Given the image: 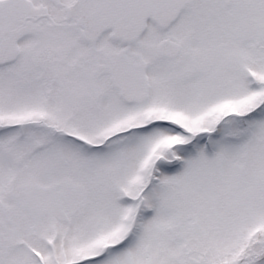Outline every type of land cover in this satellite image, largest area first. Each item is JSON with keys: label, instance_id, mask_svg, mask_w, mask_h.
Wrapping results in <instances>:
<instances>
[{"label": "snow or ice", "instance_id": "snow-or-ice-1", "mask_svg": "<svg viewBox=\"0 0 264 264\" xmlns=\"http://www.w3.org/2000/svg\"><path fill=\"white\" fill-rule=\"evenodd\" d=\"M0 264H264V0H0Z\"/></svg>", "mask_w": 264, "mask_h": 264}]
</instances>
